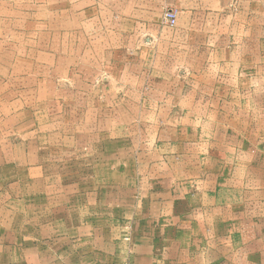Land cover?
Here are the masks:
<instances>
[{
	"label": "crops",
	"instance_id": "obj_1",
	"mask_svg": "<svg viewBox=\"0 0 264 264\" xmlns=\"http://www.w3.org/2000/svg\"><path fill=\"white\" fill-rule=\"evenodd\" d=\"M6 134L43 144L0 143L3 166L57 155L89 192L0 213V264H264V0H0Z\"/></svg>",
	"mask_w": 264,
	"mask_h": 264
},
{
	"label": "rangeland",
	"instance_id": "obj_2",
	"mask_svg": "<svg viewBox=\"0 0 264 264\" xmlns=\"http://www.w3.org/2000/svg\"><path fill=\"white\" fill-rule=\"evenodd\" d=\"M66 124L68 125V123ZM141 124L143 132L140 140L142 145L148 144V142L149 144H153V141L150 139V128L146 127L149 123ZM138 125L139 123L135 124L132 121L110 123V141L116 140V138L111 137H114L116 131L119 129L124 134L128 135L125 137L127 144H129L128 141L132 144L134 140L133 133L139 129ZM67 128L68 127H66V129ZM51 135H53V133H51ZM13 139L15 138L6 134V137L0 136V143L17 145L32 141L31 144H33L32 146L34 147L43 144L40 143L41 139L37 138L32 140L23 137L18 138V140L15 141H13ZM45 141V145L57 147V135L50 137V135L47 134ZM135 141L138 142L139 138H136ZM64 144L67 146L70 145L69 142ZM53 157H55V160H53L49 168L44 170L34 169V166L36 165L34 163L29 164V166L27 164L28 168H25V164L23 163L25 154H19L16 152H14L13 155V164H8L6 167L3 166L5 164L0 162V213H57V205L60 204L66 209V211L61 210L62 213H70L71 209L74 211L77 210L78 213H82V208L85 210L87 201L84 198H86V190L89 188L85 185H78V187H76L77 185L75 184L81 180L87 182L86 171L70 168L68 166L70 165L69 163L65 164L67 165L66 167L64 166L62 169H57V155H53ZM158 172L161 173L162 171L159 170ZM137 183H141V189L147 186L144 180L138 181ZM158 184L159 194H161L162 191L165 192V186L160 185L161 183ZM143 192H145V190ZM136 194L137 193L134 194V197L137 196ZM145 194L146 193H143V195ZM128 197L130 198L128 193L125 195L120 193V199L124 200ZM144 201L145 200L142 201L140 206L139 202H135L138 212H141V207L147 208V212L152 210L150 205L153 203L150 201ZM159 208H162L163 212H165V203L158 204V211ZM131 212L132 210L127 213ZM2 217L3 216L0 215V221L7 220L6 217ZM32 220L33 218L29 219V221ZM46 220L48 225L53 219L46 218Z\"/></svg>",
	"mask_w": 264,
	"mask_h": 264
},
{
	"label": "built area",
	"instance_id": "obj_3",
	"mask_svg": "<svg viewBox=\"0 0 264 264\" xmlns=\"http://www.w3.org/2000/svg\"><path fill=\"white\" fill-rule=\"evenodd\" d=\"M163 22L170 28H175L177 25V12L173 10L165 11Z\"/></svg>",
	"mask_w": 264,
	"mask_h": 264
}]
</instances>
